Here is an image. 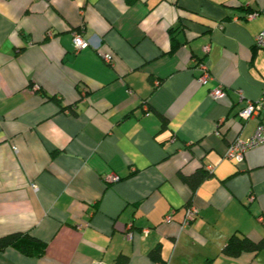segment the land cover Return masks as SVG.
I'll list each match as a JSON object with an SVG mask.
<instances>
[{"label": "crops", "instance_id": "1", "mask_svg": "<svg viewBox=\"0 0 264 264\" xmlns=\"http://www.w3.org/2000/svg\"><path fill=\"white\" fill-rule=\"evenodd\" d=\"M261 30L264 0H0V236L46 244L0 264H264L221 253L264 238V144L224 156L257 125L237 113L264 94Z\"/></svg>", "mask_w": 264, "mask_h": 264}, {"label": "built area", "instance_id": "2", "mask_svg": "<svg viewBox=\"0 0 264 264\" xmlns=\"http://www.w3.org/2000/svg\"><path fill=\"white\" fill-rule=\"evenodd\" d=\"M255 15V14H253ZM249 16L252 17V14H249ZM73 43L77 49H84L87 46H89V42L85 39H83L80 35L77 33L73 34ZM254 45L256 47L262 48L264 47V30H261L256 36L254 40ZM204 50H209L208 46L204 47ZM106 62L112 63V55L108 52H105L101 56ZM197 69L199 71V74L197 76V80L201 83H208L209 81L213 80V76L206 67V65L203 62L197 63ZM34 89H37L38 87L35 85L33 87ZM209 94L212 98H220L225 95V89L220 84H213L212 87L209 90ZM240 99L242 98V95L239 94ZM256 116L257 117V125L252 133V135L246 139L241 138H235L233 141L229 143V145L226 148L224 156L226 158L233 159L235 161H240L243 159L244 154L247 150L252 149L254 147H257L259 145L264 144V94L260 96L257 100H248L246 102V105L239 111V117L244 120L248 119L250 117ZM172 140H175V138H171ZM106 181H117L119 180V176L115 173H109L105 176ZM36 188V186H34ZM249 199H252L250 196ZM174 214V211L171 210L168 214L165 216V221L169 222L172 220V216ZM197 216V209L193 205H188L185 210V216L182 221V226L188 225L193 219ZM261 222H264V216L260 217ZM146 232V230H144ZM127 238H131L130 232H127ZM92 264H106L103 262H94Z\"/></svg>", "mask_w": 264, "mask_h": 264}, {"label": "trees", "instance_id": "3", "mask_svg": "<svg viewBox=\"0 0 264 264\" xmlns=\"http://www.w3.org/2000/svg\"><path fill=\"white\" fill-rule=\"evenodd\" d=\"M239 111L237 113L238 116ZM161 119V128H163L165 127L167 120L164 116H161ZM205 176V173L202 170H199L188 178L183 176L182 179L187 182L189 181V184L192 182L191 188L195 189L196 185H198ZM8 246H13L26 255L39 256L44 252L46 244L27 233L13 232L0 236V251ZM157 250L158 248L154 249L151 252V255L157 254ZM261 250H264V238L258 241H253L243 234L234 232L226 240L221 253L226 256L236 257L242 252H258ZM122 262L125 263L124 259L119 258L117 264H122Z\"/></svg>", "mask_w": 264, "mask_h": 264}]
</instances>
